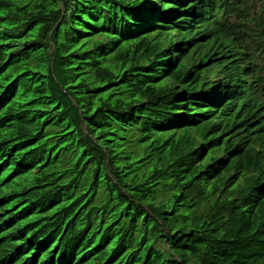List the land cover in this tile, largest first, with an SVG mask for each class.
Returning a JSON list of instances; mask_svg holds the SVG:
<instances>
[{"label":"trees","instance_id":"trees-1","mask_svg":"<svg viewBox=\"0 0 264 264\" xmlns=\"http://www.w3.org/2000/svg\"><path fill=\"white\" fill-rule=\"evenodd\" d=\"M256 6L0 0V264H264Z\"/></svg>","mask_w":264,"mask_h":264},{"label":"clouds","instance_id":"clouds-1","mask_svg":"<svg viewBox=\"0 0 264 264\" xmlns=\"http://www.w3.org/2000/svg\"><path fill=\"white\" fill-rule=\"evenodd\" d=\"M255 11L258 14V17L262 16L264 18V0H257V6ZM249 73H252L251 71Z\"/></svg>","mask_w":264,"mask_h":264},{"label":"bare ground","instance_id":"bare-ground-1","mask_svg":"<svg viewBox=\"0 0 264 264\" xmlns=\"http://www.w3.org/2000/svg\"><path fill=\"white\" fill-rule=\"evenodd\" d=\"M240 81V80H239Z\"/></svg>","mask_w":264,"mask_h":264}]
</instances>
